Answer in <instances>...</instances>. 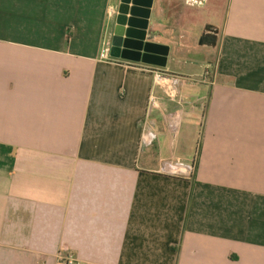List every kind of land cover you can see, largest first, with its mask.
Here are the masks:
<instances>
[{
    "label": "crops",
    "instance_id": "0c3cea01",
    "mask_svg": "<svg viewBox=\"0 0 264 264\" xmlns=\"http://www.w3.org/2000/svg\"><path fill=\"white\" fill-rule=\"evenodd\" d=\"M173 1L157 66L109 56L120 0H0V264H264V0Z\"/></svg>",
    "mask_w": 264,
    "mask_h": 264
},
{
    "label": "water",
    "instance_id": "95a60500",
    "mask_svg": "<svg viewBox=\"0 0 264 264\" xmlns=\"http://www.w3.org/2000/svg\"><path fill=\"white\" fill-rule=\"evenodd\" d=\"M152 3L153 0H120L110 42L111 58L165 66L168 48L148 41ZM215 41L212 36L203 35L199 45Z\"/></svg>",
    "mask_w": 264,
    "mask_h": 264
},
{
    "label": "built area",
    "instance_id": "2783aa9c",
    "mask_svg": "<svg viewBox=\"0 0 264 264\" xmlns=\"http://www.w3.org/2000/svg\"><path fill=\"white\" fill-rule=\"evenodd\" d=\"M100 58L106 59L107 58L106 52H102ZM209 75H210L209 72L205 71L202 80L207 81ZM157 79H161V76L157 75ZM154 105H155V101L152 97H150L148 100V108H151ZM178 127H179V115H176L173 118H171V120L169 121V128L173 131L174 134H176L178 131ZM154 139H155V135L152 132L145 131L140 138L139 146L141 148L148 146L153 142ZM162 171L174 175L177 174L191 175L194 171V164H183L179 161H176L174 163H169L164 165ZM66 263L73 264V261L71 260V258H68Z\"/></svg>",
    "mask_w": 264,
    "mask_h": 264
},
{
    "label": "rangeland",
    "instance_id": "374dc122",
    "mask_svg": "<svg viewBox=\"0 0 264 264\" xmlns=\"http://www.w3.org/2000/svg\"><path fill=\"white\" fill-rule=\"evenodd\" d=\"M180 1H178V0H174L173 1V4H174V10L176 9V10H178V9H181V7L183 6L184 7V5H180ZM223 14H224V11H223V2H221V3H218V6H217V8L215 9V11H213V10H211V11H207V12H205V13H203L202 15H201V23L202 22H209V23H213V24H217V25H219L221 22H222V19H223ZM199 40L200 39H198V41H197V43H199Z\"/></svg>",
    "mask_w": 264,
    "mask_h": 264
},
{
    "label": "flooded vegetation",
    "instance_id": "af4514ba",
    "mask_svg": "<svg viewBox=\"0 0 264 264\" xmlns=\"http://www.w3.org/2000/svg\"><path fill=\"white\" fill-rule=\"evenodd\" d=\"M208 35H211V36H213V37H214V35H213V34H208Z\"/></svg>",
    "mask_w": 264,
    "mask_h": 264
}]
</instances>
